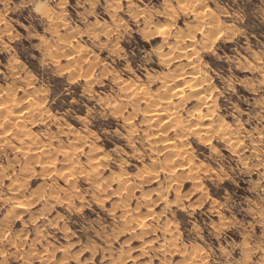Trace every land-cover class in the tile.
Returning <instances> with one entry per match:
<instances>
[{
    "label": "rangeland",
    "instance_id": "374dc122",
    "mask_svg": "<svg viewBox=\"0 0 264 264\" xmlns=\"http://www.w3.org/2000/svg\"><path fill=\"white\" fill-rule=\"evenodd\" d=\"M0 104V264H264V0H0Z\"/></svg>",
    "mask_w": 264,
    "mask_h": 264
},
{
    "label": "bare ground",
    "instance_id": "6f19581e",
    "mask_svg": "<svg viewBox=\"0 0 264 264\" xmlns=\"http://www.w3.org/2000/svg\"><path fill=\"white\" fill-rule=\"evenodd\" d=\"M175 18V17H174ZM156 28V30L155 31H157L158 33H162L163 31H164V27L162 26V25H159V26H157V27H155ZM187 47V46H186ZM189 60V59H188ZM179 80H181L180 78L179 79H176V80H173L170 84H169V87L171 88V89H173L172 90V93L173 94H175L178 90L179 91H181L180 89H179ZM181 82V81H180ZM202 82V81H201ZM180 87H181V85H180ZM180 93V92H179ZM204 96V95H203ZM200 100H202L201 98H200ZM199 100V101H200ZM203 101H204V99H203ZM205 102V101H204ZM1 105V104H0ZM167 105V104H166ZM1 107V106H0ZM162 107H164V105L162 106ZM166 107V106H165ZM167 113H168V109H162V110H159V112H157V111H148L147 112V114H146V116H147V119H149V120H152V119H154V118H157V116L158 117H161V116H163L164 118H166V116H167ZM187 118V117H186ZM167 119V118H166ZM22 120V119H21ZM168 120V119H167ZM165 122V121H164ZM203 129H204V127H202ZM197 130V129H196ZM199 134V133H198ZM211 147V146H210ZM81 169V168H80ZM132 184V183H131ZM131 188V187H130ZM22 204V203H21ZM21 204L20 203H18L17 204V206H16V208H20V206H21Z\"/></svg>",
    "mask_w": 264,
    "mask_h": 264
}]
</instances>
